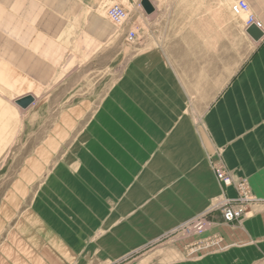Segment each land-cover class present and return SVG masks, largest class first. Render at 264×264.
<instances>
[{"label": "rangeland", "instance_id": "rangeland-1", "mask_svg": "<svg viewBox=\"0 0 264 264\" xmlns=\"http://www.w3.org/2000/svg\"><path fill=\"white\" fill-rule=\"evenodd\" d=\"M108 7L105 17L119 30L127 22L122 26L111 22L106 14ZM223 9L224 51L217 55L221 56L225 70L244 62L251 47L236 34L238 24L243 23L241 18L234 16L228 6L224 5ZM172 39L177 42L175 51L170 53L140 54L133 44L122 40H114L96 53H64L62 68L56 71V82L44 87L30 85L27 89L25 82L0 83V259L3 262L264 264V163L247 167L253 176H240L227 166L222 149L215 154L207 153L203 157L212 170L219 193L204 208L178 224L169 225L157 215L158 210L169 209L165 194L169 181H173L165 166L166 139L178 129L190 138L193 136L201 149L196 126L200 124L199 113L211 102L202 96L214 95V86L209 93L198 91V78L200 62L203 66L205 62L209 64L216 54L198 52L197 38H191L193 51L182 52L183 37ZM154 61L158 69L151 68ZM156 76L158 86L154 82ZM168 78L174 81L173 86L167 85ZM183 80L187 81L186 95ZM156 88L158 93L152 94ZM168 88L174 89L173 95H167ZM28 90L37 93L36 100L23 109L15 101ZM103 110L108 114L100 117L98 113ZM220 157L234 181L243 186L220 184L212 166ZM152 159L157 165L151 175ZM110 160L117 165V171L113 172L115 166L109 165ZM179 164L181 172L182 164ZM106 173H110V186L99 177ZM120 173L123 179L119 178ZM94 178L96 186H93ZM78 186H83L92 199L87 210L95 223L89 229L92 234L88 235L86 227L78 225L72 240L79 243L73 244L71 251L67 242L64 253L54 252L37 261L29 236L39 231L33 222L26 221L27 213L38 204L54 214L67 212L70 220L82 218L72 211L73 202L69 199L81 201L76 192ZM103 187L110 194L106 204H103ZM118 192L122 193L121 198ZM224 199L242 208L240 218L224 219L223 209L218 206ZM103 205L108 209L105 214ZM135 212L141 220L137 223ZM199 220L206 223L203 230L189 231V226H195ZM67 226L64 224V228ZM11 235L15 240L10 239ZM7 245L12 246L4 252ZM24 248L33 255L24 253Z\"/></svg>", "mask_w": 264, "mask_h": 264}, {"label": "crops", "instance_id": "crops-1", "mask_svg": "<svg viewBox=\"0 0 264 264\" xmlns=\"http://www.w3.org/2000/svg\"><path fill=\"white\" fill-rule=\"evenodd\" d=\"M233 1L150 0L154 11L147 13L141 4L142 0H0V83L11 85L25 82L26 87L54 84L57 80L56 71L62 68V54L100 52L114 40L133 44L140 54H158L175 51L173 47L177 41L172 38L179 36L183 37L182 52L193 51L190 48L191 38H197L198 52L216 54L215 60L209 64L205 62L203 66L200 62L198 91L209 93L214 86V95L202 96V99L211 102L199 113L200 124L196 126L201 149L195 144L193 136L190 138V135L186 136L178 129L166 139L165 166L168 176H173V181H169L165 194L169 209L167 212L158 210L157 215L169 225L178 224L204 208L208 200L219 193L212 170L203 157L207 153L215 154L222 149L227 166L240 176H253L247 167L264 163V37L258 42L254 41L246 33L247 26L242 17L236 16L243 21L235 29L236 34L250 44L251 53L241 64L236 63V66L234 64L225 70L221 56L217 55L224 51L223 8L226 5L231 10ZM246 1L264 31V0ZM114 3L130 9L127 24L119 30L109 23L104 14L105 8ZM133 28L137 29V39L131 43L127 33ZM35 54L42 56L37 57ZM150 64L151 68L158 69L157 62ZM154 82L158 86V76ZM167 85L173 86L174 81L168 78ZM186 85L187 81L183 80L184 95ZM28 93L33 94L36 100V92L28 90L23 94ZM157 93V88L153 89L152 94ZM169 94H174L173 88L167 89ZM104 111L98 115L106 116L108 113ZM140 154L143 155L142 151ZM179 162L182 164L181 172L178 169ZM109 165L115 166L113 172L118 170L111 160ZM155 165L157 163L152 159L151 175L156 170ZM109 174L99 176L102 183L110 184ZM70 177L75 179L78 176ZM119 178L123 179L121 173ZM95 179L93 186L97 184ZM82 188L76 187L81 201L69 197L73 202L72 211L79 214L82 217L80 219L70 220L67 212L54 214L38 204L27 213L26 221L33 222L34 228L39 231V234L29 236L37 261H42L41 257H48L54 252L64 253L68 248L67 242L71 251L73 244L76 246L79 243L76 239L72 240L78 225L86 227L88 235L92 234L89 229L95 223L87 211L92 206V199ZM96 188L99 189L98 186ZM117 194L121 198L122 193ZM109 196L104 188L103 204L108 202ZM65 210L68 211L67 208ZM107 210V206L103 205L102 212L105 214ZM138 221H141L139 213L135 212L134 222ZM64 224L68 226L64 228ZM20 229L24 228L21 226ZM10 239L15 240V236L11 235ZM10 246H5L4 252ZM26 251L24 248L23 252ZM0 264L7 263L0 259Z\"/></svg>", "mask_w": 264, "mask_h": 264}, {"label": "built area", "instance_id": "built-area-1", "mask_svg": "<svg viewBox=\"0 0 264 264\" xmlns=\"http://www.w3.org/2000/svg\"><path fill=\"white\" fill-rule=\"evenodd\" d=\"M231 11L235 16L239 17H245L244 22L246 26H249L251 24H256L258 27H261V24L256 20L255 16L250 10V6L246 0H235L231 4ZM107 17L110 19L111 22H113L116 25L122 26L124 25L130 15V10L122 5V4H112L107 8L106 11ZM242 17V18H243ZM128 40L129 41H135L137 38V31L136 30H130L128 32ZM213 170L215 173V176L217 180L220 182L221 185L224 186H243V184H237L229 170L227 169L225 163L220 157V160L214 161L213 164ZM245 186V185H244ZM240 187H238L240 189ZM241 190V189H240ZM247 201L250 200L248 197L245 198ZM237 201V200H236ZM235 203H232V200H222L219 202L218 206H220L223 209L224 219L226 221H233L241 217L243 210L239 206L234 205ZM206 226V223L202 220L196 221L195 226H189L190 230H197L201 231Z\"/></svg>", "mask_w": 264, "mask_h": 264}, {"label": "water", "instance_id": "water-1", "mask_svg": "<svg viewBox=\"0 0 264 264\" xmlns=\"http://www.w3.org/2000/svg\"><path fill=\"white\" fill-rule=\"evenodd\" d=\"M141 4L147 13L154 11V7L150 0H142ZM246 33L256 42L260 41L264 37V31L256 24L247 26ZM15 102L21 108L26 109L35 102V97L33 94H26L16 99Z\"/></svg>", "mask_w": 264, "mask_h": 264}, {"label": "bare ground", "instance_id": "bare-ground-1", "mask_svg": "<svg viewBox=\"0 0 264 264\" xmlns=\"http://www.w3.org/2000/svg\"><path fill=\"white\" fill-rule=\"evenodd\" d=\"M154 6V5H153ZM106 9V8H105ZM63 171V170H62ZM71 216V215H70ZM46 222V221H45ZM98 227V226H97ZM98 231V230H97ZM86 233V232H85Z\"/></svg>", "mask_w": 264, "mask_h": 264}]
</instances>
